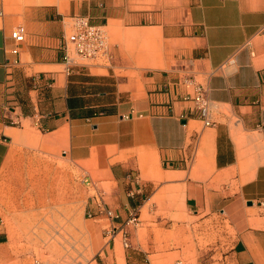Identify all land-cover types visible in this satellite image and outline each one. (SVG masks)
<instances>
[{
  "label": "crops",
  "instance_id": "1",
  "mask_svg": "<svg viewBox=\"0 0 264 264\" xmlns=\"http://www.w3.org/2000/svg\"><path fill=\"white\" fill-rule=\"evenodd\" d=\"M76 15L105 27L110 58L65 65ZM17 25L25 36L11 53ZM198 83L211 126L190 98ZM27 131L84 173L95 217L112 210L96 264L188 254L147 251L128 232L173 192L194 234L217 211L229 227L197 249L207 258L172 264H264V0H0V169Z\"/></svg>",
  "mask_w": 264,
  "mask_h": 264
},
{
  "label": "rangeland",
  "instance_id": "2",
  "mask_svg": "<svg viewBox=\"0 0 264 264\" xmlns=\"http://www.w3.org/2000/svg\"><path fill=\"white\" fill-rule=\"evenodd\" d=\"M83 177L52 137L27 131L12 138L0 169V264H36L37 260L96 264L104 242L102 232L110 223L105 216H88L90 190ZM168 197L171 204H160L157 199L152 209L143 207L140 218L128 229L134 242L147 251L184 246L189 252L162 258V264H172L180 256L207 258V253L197 254V249L219 241L223 228L229 227L227 214L217 211L218 221L200 230L195 225L194 234V223L178 204L180 196L173 192ZM230 233L233 238L237 232L232 228ZM161 256L149 258L159 263Z\"/></svg>",
  "mask_w": 264,
  "mask_h": 264
},
{
  "label": "built area",
  "instance_id": "3",
  "mask_svg": "<svg viewBox=\"0 0 264 264\" xmlns=\"http://www.w3.org/2000/svg\"><path fill=\"white\" fill-rule=\"evenodd\" d=\"M24 36L25 29L22 25H17L11 30L9 34L13 42L12 48L10 49L11 53H17L18 45L24 40ZM63 50V62L67 67L84 65L88 60L100 57L110 58L111 56L105 27L103 25L91 24L86 17L81 15L73 17L72 32L66 38L64 37ZM206 91L204 84L198 83L190 97L195 103L196 109L205 127L211 126L214 123L212 120V103L207 98ZM101 210L109 218L114 216L112 210L108 208L102 207ZM92 215L93 213L88 209V216L90 217ZM132 221L135 223L137 218L134 217ZM107 230H112L110 225ZM122 244L125 247L128 246L129 239L127 235L123 237ZM36 264L58 263L37 260Z\"/></svg>",
  "mask_w": 264,
  "mask_h": 264
},
{
  "label": "bare ground",
  "instance_id": "4",
  "mask_svg": "<svg viewBox=\"0 0 264 264\" xmlns=\"http://www.w3.org/2000/svg\"><path fill=\"white\" fill-rule=\"evenodd\" d=\"M108 35V34H107Z\"/></svg>",
  "mask_w": 264,
  "mask_h": 264
}]
</instances>
